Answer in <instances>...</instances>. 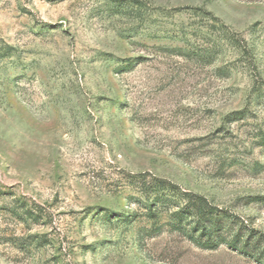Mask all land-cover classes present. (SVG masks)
<instances>
[{"label":"rangeland","instance_id":"374dc122","mask_svg":"<svg viewBox=\"0 0 264 264\" xmlns=\"http://www.w3.org/2000/svg\"><path fill=\"white\" fill-rule=\"evenodd\" d=\"M141 174L264 233V0H0V264H258Z\"/></svg>","mask_w":264,"mask_h":264},{"label":"trees","instance_id":"16d2710c","mask_svg":"<svg viewBox=\"0 0 264 264\" xmlns=\"http://www.w3.org/2000/svg\"><path fill=\"white\" fill-rule=\"evenodd\" d=\"M140 191L146 196L149 216L158 219L168 212V225L200 247L213 249L226 245L232 250L264 264V233L230 207L214 204L205 195L182 190L162 178L147 180ZM140 175V176H141ZM248 201L264 204V196H249Z\"/></svg>","mask_w":264,"mask_h":264}]
</instances>
